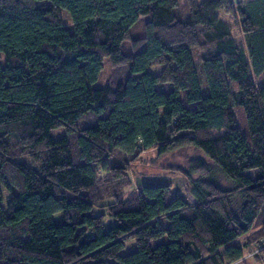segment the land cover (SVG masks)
<instances>
[{
	"label": "trees",
	"instance_id": "1",
	"mask_svg": "<svg viewBox=\"0 0 264 264\" xmlns=\"http://www.w3.org/2000/svg\"><path fill=\"white\" fill-rule=\"evenodd\" d=\"M184 2L0 0V264H236L264 239V0ZM187 148L193 201L124 198L128 162Z\"/></svg>",
	"mask_w": 264,
	"mask_h": 264
},
{
	"label": "rangeland",
	"instance_id": "2",
	"mask_svg": "<svg viewBox=\"0 0 264 264\" xmlns=\"http://www.w3.org/2000/svg\"><path fill=\"white\" fill-rule=\"evenodd\" d=\"M203 1L204 0H198L199 3ZM234 1L238 3V2L246 1V0H234ZM184 3H185L184 0H181L180 12L185 11L184 14L187 15L186 7ZM219 16L224 17L228 22L232 24L233 31H234L233 34L237 42L239 44H243V38L241 36L240 30H238V28L235 25L234 19L232 17L225 16L223 13H220V12H219ZM147 20L148 18H145L142 21V23L138 24L132 30V34H131L132 40L140 39L144 36L143 26H144L145 21ZM64 23H65V26L67 27L71 25L69 14L66 11L64 12ZM127 45L130 48L131 44L129 43ZM195 58H196V62L200 64L202 55L196 52ZM104 67H105V70H104L103 75L101 76L99 82L94 85L98 89L105 88L110 83L113 77V69L110 66L109 59L105 60ZM163 69L164 68L155 69L152 71V73L154 75H158L162 72ZM231 87L235 91V86L232 85ZM235 112H236V116H237V119H238V122L240 124L243 134L245 136H248L247 121H246V117H245L243 109L241 107H237L235 109ZM64 132H65L64 129L56 130L53 133L54 139L61 138L64 135ZM114 158L117 159L119 158V156L115 154ZM198 158L205 159L203 154L199 150H196L194 148H187V149L179 150L163 158H159L156 150L141 153L140 155L132 159L131 162H128V166H127V168L129 169L128 175L132 181V186L123 190L121 193H124V198L128 199L131 196L133 191L137 190L138 188L140 189L144 185H147V186H156V185H168L169 186L170 185L173 189L174 194H180L183 197L193 201L192 197L189 194L188 180L184 176V173L189 170L191 162ZM21 160L27 161L24 158H22ZM248 175L252 176L253 175L252 171L249 172ZM193 178L196 179L197 177H193ZM216 178H217L218 184L223 189L229 190V191L234 190V187L230 183L226 182L219 174L216 175ZM111 193L113 195H116L113 189H111ZM111 193H106L107 194L106 196L104 195V198L105 197H108V198H106L105 201L100 203L99 205L100 208L97 210L98 213H105L106 206L109 204H112L113 198L109 197L112 195ZM233 203L235 204L236 207H238L239 198L235 197L233 199ZM108 222L111 224L112 221L108 219ZM255 242H256L255 236L254 237L251 236L248 239H246V237H243L237 240L236 242H234L236 246H244L245 244H248V246H250L249 248H251L249 253L247 252L245 253L246 254L245 257L248 254L249 258L248 257L247 258H248V261L249 260L250 261L249 262L246 261L243 264H257L259 262L258 260L262 262L258 264H264L261 254L260 253L257 254V252H259V247H258L259 242H257L254 247ZM135 249H136V245H135V242H133L132 246L131 247L129 246L127 250L123 252V254L131 253ZM252 258H256V259H252Z\"/></svg>",
	"mask_w": 264,
	"mask_h": 264
},
{
	"label": "crops",
	"instance_id": "3",
	"mask_svg": "<svg viewBox=\"0 0 264 264\" xmlns=\"http://www.w3.org/2000/svg\"><path fill=\"white\" fill-rule=\"evenodd\" d=\"M250 1H253V0H246V1H241V2H245V3H246V2H250ZM252 233H253V232H252ZM251 235H252V234L245 236L246 239H248L249 236H251ZM256 243H257V242H256ZM256 243H254V247H255V244H256ZM244 244H245V243H244ZM249 247H250V246H247V247L245 248V253H246V252L249 253V251H250V249H251V248H249ZM254 247H253V248H254ZM245 255H246V254H245ZM247 257H248V254H247V256L244 258V260H242V261H240V262H238V263H236V264H243V263H245L246 261L249 262V261H250V260L248 261V258H249V257H248V258H247ZM252 259H256V258H252ZM257 260H258V259H257ZM258 261H259L258 263H262L260 260H258ZM258 263H257V264H258Z\"/></svg>",
	"mask_w": 264,
	"mask_h": 264
},
{
	"label": "built area",
	"instance_id": "4",
	"mask_svg": "<svg viewBox=\"0 0 264 264\" xmlns=\"http://www.w3.org/2000/svg\"><path fill=\"white\" fill-rule=\"evenodd\" d=\"M258 247H259V252H257V254L260 253L264 261V239L259 242Z\"/></svg>",
	"mask_w": 264,
	"mask_h": 264
}]
</instances>
